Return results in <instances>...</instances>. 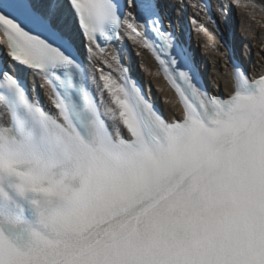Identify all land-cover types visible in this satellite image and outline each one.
I'll use <instances>...</instances> for the list:
<instances>
[{
  "label": "snow or ice",
  "instance_id": "obj_1",
  "mask_svg": "<svg viewBox=\"0 0 264 264\" xmlns=\"http://www.w3.org/2000/svg\"><path fill=\"white\" fill-rule=\"evenodd\" d=\"M171 7L0 0L10 60L0 66V180L38 197L31 204L49 233L0 232V264H264V72L249 76L227 22L221 30L209 12L230 65L229 94L219 83L211 92L190 41L171 26ZM125 36L156 61L179 118H166L120 67ZM110 45L119 81L89 71ZM29 70L47 86L50 109L29 95ZM61 177L71 187L57 189L64 199L45 215L38 194Z\"/></svg>",
  "mask_w": 264,
  "mask_h": 264
},
{
  "label": "bare ground",
  "instance_id": "obj_2",
  "mask_svg": "<svg viewBox=\"0 0 264 264\" xmlns=\"http://www.w3.org/2000/svg\"><path fill=\"white\" fill-rule=\"evenodd\" d=\"M212 1L213 8L223 29L225 30V24L227 22L228 29H230L227 34L232 37L237 35L238 40L237 38L235 40L234 37L235 51L239 53L241 48L243 57L240 55L237 56L243 61L245 58V60L249 62L251 77L264 72V60L261 59L262 54H264V0H252V3L257 5L255 9L250 6L247 8L243 7L242 5L245 3V0H241V5L234 4L233 0ZM165 2V5H173L168 12L174 16L177 25L178 21H185V14L187 16L198 17V15L195 14V10L190 6L186 7V4L176 1ZM231 12L233 15L235 14L237 18V29L232 31V35H230V32L232 27H236V24L232 25L231 18H229ZM199 27L203 29V31L191 32V49L194 50L193 53L196 61L199 63L203 75H205V81L207 83L209 82V85H212L215 92L217 89L214 85L219 83V91L222 89L227 96L229 94V89L225 84V80L229 71V65L224 55L227 49L209 23L205 22L203 27ZM185 30L186 29H183L182 32ZM129 62L135 73L145 75V84L149 90L148 93L153 95L157 92V96H162L166 116L168 118H172L173 116L177 118L180 117L181 110L179 105L176 104L173 106L171 103L176 101V98L161 78L155 74V65L151 58L145 52H140L138 56L131 55ZM138 66H140L139 69ZM31 79L34 80V77L31 76Z\"/></svg>",
  "mask_w": 264,
  "mask_h": 264
},
{
  "label": "clouds",
  "instance_id": "obj_3",
  "mask_svg": "<svg viewBox=\"0 0 264 264\" xmlns=\"http://www.w3.org/2000/svg\"><path fill=\"white\" fill-rule=\"evenodd\" d=\"M6 160H0V168H3L6 165ZM40 184L42 187H50V185L45 183V178H39ZM65 180H70L68 177H61L56 185V187H53L51 191H43L38 194L39 196V204L42 212L47 215L51 211H54V209L50 208V204L55 201L57 204H59L64 199V192L58 191L57 189L60 187H63L65 189H68L71 187L70 182L65 184ZM39 213H37L38 220H39ZM43 227H46V225H42Z\"/></svg>",
  "mask_w": 264,
  "mask_h": 264
},
{
  "label": "rangeland",
  "instance_id": "obj_4",
  "mask_svg": "<svg viewBox=\"0 0 264 264\" xmlns=\"http://www.w3.org/2000/svg\"><path fill=\"white\" fill-rule=\"evenodd\" d=\"M229 18H231L230 20H231V22H232V25H233V24H236V27H235V28L232 27V30H231V32H230V35H232V33H233L232 31H233V30L235 31V30L237 29V18L235 17V14L233 15L232 12L230 13ZM222 29H223V27H222ZM223 30H224V29H223ZM234 37H235V40H236V38H237V40H238L237 35L234 36ZM196 48H198V47H196ZM197 50H199V49H197ZM239 55L243 57V55L241 54V48H240ZM244 62H245V64H246L247 66H249L248 68H250V64H249V62H247V61L245 60V58H244ZM203 72H204V71H203ZM138 74H139V73H138ZM139 75H140L141 77H143V78H144V81H145V75H141V74H139ZM204 77H205V75H204ZM208 86H210L212 89H214V88L212 87L211 84L209 85V82H208ZM220 90H221V89H220ZM153 95H154L155 97H158L159 100H160V102H161V104L163 105L162 96H161V95H158V96H157V92L154 93Z\"/></svg>",
  "mask_w": 264,
  "mask_h": 264
}]
</instances>
